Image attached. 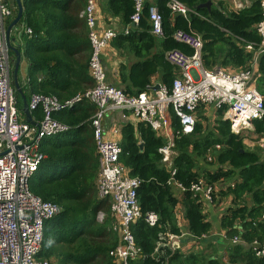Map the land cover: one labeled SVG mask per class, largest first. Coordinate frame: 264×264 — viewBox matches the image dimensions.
Returning <instances> with one entry per match:
<instances>
[{"label":"trees","instance_id":"trees-1","mask_svg":"<svg viewBox=\"0 0 264 264\" xmlns=\"http://www.w3.org/2000/svg\"><path fill=\"white\" fill-rule=\"evenodd\" d=\"M178 1L190 11L185 18L173 15L167 0H143L139 22L132 25L131 16L135 13L132 0H105L101 11L119 18L127 28V33L116 35L110 45L120 55L128 54L139 60L130 67V86L122 89L125 93L137 94L148 89L150 78L156 75L162 85L171 88L176 72L165 60V53L178 49L191 54L190 48L173 40L177 30H190L200 36L204 68L218 65L240 70L251 62L252 53L244 51L236 43V37L246 42L260 41L255 32L256 24L262 20L260 0H249L248 6L237 11H228L223 2H217L218 10L198 7L209 0ZM86 4L87 0H22L21 20L30 33L22 34L19 45L24 44L23 56L29 67L25 82L18 80V86L28 103L32 95L54 96L61 102L77 96L84 100L85 94L93 89L86 16H79ZM150 7H156L162 18L163 35L159 41L150 32ZM15 13L14 10L13 17ZM124 76L121 74L123 82ZM132 87L138 90L132 91ZM255 87L264 101V54L258 59ZM21 95L15 93L19 119L24 121ZM225 110L226 107L216 109L213 130H205L196 122L193 132L183 135L178 118L169 108L175 135L170 169L161 162L159 153L166 141L156 136L146 123L123 124L118 161L129 177L139 181L136 197L141 215L158 216L156 227L147 226L143 219L129 224V232L141 251L135 264H264V256L257 255L264 246V222L259 220L264 208L263 150L246 149L243 137L233 134L229 122L221 120ZM94 111L93 105L80 102L52 114L68 131L41 142L39 153L43 159L28 181L32 194L60 209L45 221L37 255L50 264H111L109 253L117 245L109 200L97 194L99 163L90 121ZM30 113L36 120L43 116L40 106ZM252 126L254 133L264 137V120H254ZM215 146H220V150H215ZM209 151L212 159L205 162ZM199 181L217 185V198H231V207L223 212L219 222L227 240L221 252L212 239L208 240L212 225L202 213V203L190 192V187ZM228 181L230 184L224 185ZM175 184L184 189L180 200L175 193L180 188ZM178 205L187 222L184 242L193 239L204 249L170 252L167 247L158 246L160 237L167 233L182 235L175 212ZM98 213L104 214L101 221L96 219ZM234 237L240 242L232 244ZM209 248L210 252L206 250Z\"/></svg>","mask_w":264,"mask_h":264},{"label":"built area","instance_id":"built-area-1","mask_svg":"<svg viewBox=\"0 0 264 264\" xmlns=\"http://www.w3.org/2000/svg\"><path fill=\"white\" fill-rule=\"evenodd\" d=\"M97 1L87 0L86 7L80 14L86 16L91 46L89 73L95 84L85 94V98L96 106L90 121L99 163L97 194L100 198L109 200L110 212L115 219L113 231L117 233V245L109 253L111 264H135L141 251L129 232V224L143 219L147 226L156 227L158 216L155 213L141 215L136 197L139 181L129 177L128 171L118 161L120 145L106 138L105 115L108 111H118L124 118V111H129L136 121L148 124L158 133L169 129L171 107L183 135L193 132L196 122L194 110L200 105L226 107L222 118L229 122L230 130L235 135L249 129L252 121L264 120L263 97L254 86L258 58L264 54V0H260L262 20L255 26L260 41L246 42L236 37V43L244 51L252 53V60L245 69L229 73L219 67L204 68L203 42L200 36L177 30L172 35L173 40L190 48L191 54L178 49L165 53V60L176 70V77L170 89H159L151 95L146 92L127 94L108 84L102 54L119 33L109 28L101 29L96 25ZM132 1L135 13L131 16V22L136 25L140 19L143 0ZM232 1L235 6L233 11L249 5V0L246 6L242 3L246 0ZM167 7L172 14L183 17L190 12L178 0H167ZM148 13L151 34L161 38L163 29L160 13L155 7H150ZM11 14L7 2L0 0V264H50L45 259H39L37 255L42 245L44 223L57 215L60 209L56 204L44 202L32 194L28 181L43 159V155L39 153L41 142L68 131V127L55 121L52 114L73 107L82 101V97L77 96L61 102L54 96L32 95L28 103L29 110L40 106L42 118L32 124L19 119L15 90L11 83V51L6 36V23ZM26 31L30 33V30ZM124 33H127V28ZM171 136L166 146L159 150L161 162L168 169L172 167L171 149L175 135ZM260 140L264 158V137ZM215 150H220V146H216ZM175 186L180 188L178 192L182 194L184 189L178 184ZM217 191L215 185H205L202 181L190 187V192L193 197L198 198L202 207L205 204H215ZM259 220L264 222V208ZM186 236L183 231L180 236L167 233L160 237L158 246L167 247L170 252L182 250L181 242ZM232 242L237 243L239 239L234 238ZM257 255L264 256V246Z\"/></svg>","mask_w":264,"mask_h":264},{"label":"crops","instance_id":"crops-1","mask_svg":"<svg viewBox=\"0 0 264 264\" xmlns=\"http://www.w3.org/2000/svg\"><path fill=\"white\" fill-rule=\"evenodd\" d=\"M5 1L9 5L11 12H12L11 18L8 19V21L6 23V26H8L12 22V20L15 18V16L17 15V9H16L15 0H11V2H8L7 0H5ZM211 1L214 3L215 0H211ZM104 2H105V0H98L97 1V7H96L97 15L95 17L96 18V25L101 29L109 28V29L114 30L117 33L123 32L125 27L123 26V24L119 18L112 17L111 15L105 14L104 12L101 11V7L104 5ZM149 2H152V0H149ZM217 2H223L227 6V10L230 8V5L228 4L227 0H217ZM21 5H22V0H21ZM22 9H23V7H22ZM14 10L16 11V13L13 17V11ZM233 10L234 9H232L231 11H233ZM81 13H82V11L79 13V16ZM22 14H23V10H22ZM173 15H175V14H173ZM178 16H180V15H178ZM148 20H149V17H148ZM24 26H25V24L20 19L17 27L14 28L10 34V39L11 38L14 39V41H11V45L20 53V57H21L20 63H19V68L17 71V82L19 80L23 83L26 80L27 69L29 67V63L24 59V56H23L24 55V44L19 45L20 44V38H21L22 34L26 33V29L24 28ZM150 32H151V28H150ZM185 32H193V31L189 30V31H185ZM193 33H195V32H193ZM195 34H197V33H195ZM156 38L158 41L160 40L158 37H156ZM18 45H19V47L17 48ZM10 54L13 57L12 61H11V65H12V63L14 62L15 54L12 52H10ZM138 61H139L138 59H134L131 55L124 54V53H122V55H120V53L114 47H112L109 43V47L106 48V50H104V53L102 54V64L104 67V72H105L106 80H107L108 84L115 86L117 88H120V89H124L127 85L130 86V81L128 78L130 67L133 64L137 63ZM122 65L125 66L124 69L121 68ZM214 67H219L222 70H224L225 72H229V73H234V72L242 70V69L233 70L230 68L229 69L223 68V67L218 66V65L214 66ZM210 69H212V68H210ZM256 71H257V73L255 74V78L257 79V77H258V63H257ZM175 72H176V70H175ZM121 74L125 75L124 76L125 82L122 81ZM11 78H12V76H11ZM256 79H255V81H256ZM150 80H151V87H148V89L141 91V92H146L148 95H151L154 91H156V90L152 89L156 85H159V89H167L164 85H162V82L160 80L159 75L153 76L152 78H150ZM255 81H254V86H255ZM12 86H13V84H12ZM136 89L138 90V88H136V87L131 88L132 91L133 90L137 91ZM127 94H130V93H127ZM81 102H85V103L93 105L95 107V111H96V106L94 104L90 103L89 100L84 99ZM209 108H211L210 112H212L210 114L207 112ZM216 109L217 108H215L214 106H211V105H200V106L196 107V109L194 110V116H195L196 122H200L205 130H213L215 125H216V121H217ZM124 115H125L124 118H122L118 111H108L105 115V118H104V128H105L106 138L114 140L118 144H120L121 129H122L123 124L126 122H129L133 125H136L138 123V121H136L134 119V117L131 115V113L129 111H124ZM30 117H31L32 123L38 121L34 117L31 116V113H30ZM170 120H171V118H170ZM221 120H223V118ZM21 121H23V119ZM223 121H225V120H223ZM171 134L173 135L174 131L172 129L171 122H170L169 129L168 130L163 129L162 131L156 133V136L161 137L167 143V142H169L170 138L172 137ZM239 136L244 137L243 142L245 144L246 149H248V150H256V148L262 149L259 145V142L262 141L260 139L263 136H260L256 133H254V128H253L252 124H251L249 129L244 130L243 133L240 134ZM214 148H216V146ZM211 154H212L211 151H209L207 153V155L205 156V162L211 161V160L210 161L208 160V158L212 159ZM262 159H264L263 158V151H262ZM202 161H204V160H202ZM218 185L222 186L223 183H218ZM175 193H177V198H178V200H180L182 197V194L178 191H176ZM229 207H231V198L230 197H219L216 204H214L213 206H208L205 204L202 207V213L204 214L206 219L212 225V230L209 233V239L208 240L212 239V243L217 245L219 249H221L227 243V240L224 236V231H222L219 227L220 216ZM176 216H177L178 226L180 227V229L183 232L186 233L187 232V222L184 219V212H183V209L180 205H178L176 208ZM184 241H185V239L182 240V242H181V245H182L181 249H183V250H190L192 247L197 246L195 240L194 241L190 240V241H186V242H184ZM202 249H204V248L196 247V250H202ZM222 253H224V251H222Z\"/></svg>","mask_w":264,"mask_h":264},{"label":"water","instance_id":"water-1","mask_svg":"<svg viewBox=\"0 0 264 264\" xmlns=\"http://www.w3.org/2000/svg\"><path fill=\"white\" fill-rule=\"evenodd\" d=\"M15 4H16V9H17V15L12 20V22L6 27V36H7V41H8V48L12 53L15 54V59H14L13 65H12L13 88L16 92H19V94L21 95L20 90H19V86H18V82H17V71L19 68V63H20L21 57H20V53L11 45V41H14V39H12V38L10 39V34H11V31L17 27V25H18V23L22 17V10L23 9H22V5H21V0H15ZM198 7L199 8H207V9H211L212 7H214L216 9L220 10L219 5L213 4V2L211 0H209L205 4L199 5ZM152 89L158 90L159 85H156ZM21 99H22V112L24 114V122L32 124L28 102L23 95H21ZM240 152H243V150H240Z\"/></svg>","mask_w":264,"mask_h":264},{"label":"rangeland","instance_id":"rangeland-1","mask_svg":"<svg viewBox=\"0 0 264 264\" xmlns=\"http://www.w3.org/2000/svg\"><path fill=\"white\" fill-rule=\"evenodd\" d=\"M8 2H11V0H7ZM228 1V4L230 5V8L228 9V11H231L232 9H234L235 8V6H234V2L232 1V0H227ZM217 3V0H215L214 1V3L213 4H216ZM245 6L246 5H248V1L246 0V1H243L242 2ZM228 5V6H229ZM13 6V5H12ZM10 58H11V61H12V56H11V54H10ZM12 65H13V63H12ZM15 93H16V91H15ZM26 96L29 98L30 97V94L28 93V92H26ZM211 111V108H209L208 109V113L210 114V113H212V112H210ZM208 114V115H209ZM20 120H22V118L20 119ZM261 156H262V152H261ZM128 176H129V174H128ZM248 205H250V202H248ZM103 216H104V214L103 213H98V215H97V221H101L102 220V218H103ZM196 244H197V246L196 247H200V248H203V246H201L199 243H198V241L196 242ZM196 247L194 246V247H192L191 249H190V251H197L196 250ZM208 252H210V248L209 249H206ZM219 252H221V249H219L218 250Z\"/></svg>","mask_w":264,"mask_h":264},{"label":"clouds","instance_id":"clouds-1","mask_svg":"<svg viewBox=\"0 0 264 264\" xmlns=\"http://www.w3.org/2000/svg\"><path fill=\"white\" fill-rule=\"evenodd\" d=\"M216 188H218V187L216 186ZM218 198H219V197H218ZM218 198H217V200H218ZM217 200H216V202H217ZM216 202H215V204H216ZM176 208H177V207H176ZM229 208H230V207H229ZM226 210H227V209H226ZM226 210H225V211H226ZM225 211H224V212H225ZM222 214H223V213H222ZM222 214H221V215H222ZM220 218H221V216H220ZM184 219H185V218H184ZM224 236H225V232H224ZM185 238H186V237H185ZM204 238H205V237H204ZM225 238H226V237H225ZM234 238H236V237H234ZM234 238H233V239H234ZM233 239H232V240H233ZM237 239H239V238H237ZM191 240H193V239H191ZM232 240H231V243H232V244H236V243H233ZM239 242H240V239H239ZM237 243H238V242H237ZM182 250H183V249H182Z\"/></svg>","mask_w":264,"mask_h":264},{"label":"flooded vegetation","instance_id":"flooded-vegetation-1","mask_svg":"<svg viewBox=\"0 0 264 264\" xmlns=\"http://www.w3.org/2000/svg\"><path fill=\"white\" fill-rule=\"evenodd\" d=\"M11 74H12V72H11ZM12 76V75H11Z\"/></svg>","mask_w":264,"mask_h":264}]
</instances>
